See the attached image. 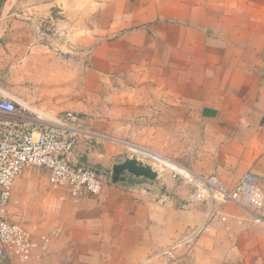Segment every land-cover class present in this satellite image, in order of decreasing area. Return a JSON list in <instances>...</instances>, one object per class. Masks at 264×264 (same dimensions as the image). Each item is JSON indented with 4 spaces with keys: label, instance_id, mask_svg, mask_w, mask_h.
Returning <instances> with one entry per match:
<instances>
[{
    "label": "crops",
    "instance_id": "0c3cea01",
    "mask_svg": "<svg viewBox=\"0 0 264 264\" xmlns=\"http://www.w3.org/2000/svg\"><path fill=\"white\" fill-rule=\"evenodd\" d=\"M42 23L76 37V46L94 56L95 70L127 64L157 93V109L144 108L153 118L145 129L166 136L179 165L214 175L228 187L251 171L264 194V0H4L0 5V37ZM155 117L162 120L157 125ZM114 155L105 144L91 150L80 143L72 160L107 179ZM162 174L159 185L134 179L108 183L98 195L62 196L68 199L49 229L57 234L48 253L28 264H154L188 231L190 236L203 230L209 209L208 201L195 198V187Z\"/></svg>",
    "mask_w": 264,
    "mask_h": 264
},
{
    "label": "rangeland",
    "instance_id": "374dc122",
    "mask_svg": "<svg viewBox=\"0 0 264 264\" xmlns=\"http://www.w3.org/2000/svg\"><path fill=\"white\" fill-rule=\"evenodd\" d=\"M56 29L42 23L21 35L11 32L0 37V85L28 113L51 119L57 112L75 111L88 128L113 138L90 137L78 144L91 150L105 144L116 161L131 154L151 157L155 162L136 155L167 173L164 167L169 160L177 163L173 144L145 129L153 118L144 108L157 109V93L143 85L127 64L120 70H95L94 56L76 46L77 38L59 35ZM158 121L162 120L155 117L153 123ZM64 195V190L49 186L44 169L27 167L14 180L7 216L30 229L49 232L68 199ZM227 204H233L234 212L226 209ZM222 210L227 216L223 226H206L187 248L182 241L188 231L166 247L154 264H264V225L255 222L243 205L227 202Z\"/></svg>",
    "mask_w": 264,
    "mask_h": 264
},
{
    "label": "built area",
    "instance_id": "2783aa9c",
    "mask_svg": "<svg viewBox=\"0 0 264 264\" xmlns=\"http://www.w3.org/2000/svg\"><path fill=\"white\" fill-rule=\"evenodd\" d=\"M90 137L113 140L88 128L75 111L57 112L51 119L38 118L0 85V264H28L41 259L57 234L55 230L30 229L7 216L12 185L25 168L44 169L49 186L64 190L73 199L98 195L110 183V177L105 179L95 169L72 160L76 145ZM169 161L164 168L171 178L192 185L196 188L195 198L208 201L201 228L223 226L227 216L222 206L227 202L245 206L256 219L264 221V194L251 171L244 172L234 186L228 187L214 175H200ZM197 233L184 238L182 242L187 248Z\"/></svg>",
    "mask_w": 264,
    "mask_h": 264
},
{
    "label": "water",
    "instance_id": "95a60500",
    "mask_svg": "<svg viewBox=\"0 0 264 264\" xmlns=\"http://www.w3.org/2000/svg\"><path fill=\"white\" fill-rule=\"evenodd\" d=\"M163 171L160 172L156 164L143 160L131 154L113 163L110 173V183L120 185L128 183L129 179H142L156 185L162 184Z\"/></svg>",
    "mask_w": 264,
    "mask_h": 264
},
{
    "label": "trees",
    "instance_id": "16d2710c",
    "mask_svg": "<svg viewBox=\"0 0 264 264\" xmlns=\"http://www.w3.org/2000/svg\"><path fill=\"white\" fill-rule=\"evenodd\" d=\"M3 1H4V0H0V5L2 4Z\"/></svg>",
    "mask_w": 264,
    "mask_h": 264
},
{
    "label": "bare ground",
    "instance_id": "6f19581e",
    "mask_svg": "<svg viewBox=\"0 0 264 264\" xmlns=\"http://www.w3.org/2000/svg\"><path fill=\"white\" fill-rule=\"evenodd\" d=\"M38 118H40V117H38Z\"/></svg>",
    "mask_w": 264,
    "mask_h": 264
}]
</instances>
